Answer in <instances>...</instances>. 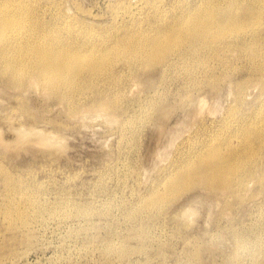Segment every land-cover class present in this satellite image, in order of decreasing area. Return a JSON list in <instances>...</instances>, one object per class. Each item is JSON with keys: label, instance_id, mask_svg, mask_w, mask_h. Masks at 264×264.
<instances>
[{"label": "rangeland", "instance_id": "rangeland-1", "mask_svg": "<svg viewBox=\"0 0 264 264\" xmlns=\"http://www.w3.org/2000/svg\"><path fill=\"white\" fill-rule=\"evenodd\" d=\"M52 1L62 8L50 5L48 14L61 9L99 32L129 20L124 7L138 17L139 29L149 30L162 21L160 14L171 19L173 5L208 3L222 10L231 3L237 14L254 0H157L151 23L142 22L150 5L139 0H122L118 18L110 10L115 0ZM260 35L264 42V31ZM232 42L233 48L208 44L199 58L176 61L164 74L159 68L128 71L118 60L119 87L100 82L101 97L81 88L73 110L41 82L14 88L0 80V167L11 178L8 185L0 177V264H264V43H253L248 28L236 31ZM256 55L263 58L251 59ZM255 64L261 73L250 72ZM212 80L218 81L213 89ZM106 95L120 98L121 109L99 111L95 101ZM152 100L159 101L155 110ZM133 118L130 132L121 124ZM246 121L262 135L255 154L243 159L254 178L227 192L192 186L157 213L129 214L164 188L178 162L203 153L213 139L239 138ZM16 210L25 222L10 220Z\"/></svg>", "mask_w": 264, "mask_h": 264}, {"label": "bare ground", "instance_id": "bare-ground-1", "mask_svg": "<svg viewBox=\"0 0 264 264\" xmlns=\"http://www.w3.org/2000/svg\"><path fill=\"white\" fill-rule=\"evenodd\" d=\"M28 1L0 0V80L6 79V83L14 88L25 85L27 80H33L32 82L37 84L41 82L39 84L43 83L48 91L59 100L66 102L72 110L79 104L80 97L77 95L82 93L79 92L81 88L90 89L97 95L100 92L95 85L97 86L100 82H106L111 88V85L119 87L121 77L114 75V72L119 71L114 68V63L118 60L125 62V69L128 71L136 68L144 71L159 68L164 74L166 70L174 67L176 61L187 60L185 63H189V58H199L204 54L208 44L222 42L224 47L225 45L231 47L236 31L239 32L245 28H248L253 43H264L257 40L261 38L260 32L264 31V0H254L242 6L237 14L236 8L230 9L231 3L222 10L208 3H202L190 9L173 5L167 11L171 19L169 20L166 14H160L159 18L162 21L151 24L152 29L149 30L139 29L141 24L136 21L138 17L131 14L128 10L130 7L123 6L125 12L130 14V17L126 14L130 19L127 21L123 19L122 22L119 20L120 23H113L109 30L99 32L75 14L66 16L61 9L59 12L49 14L44 11L50 5L62 8L60 3L51 0V4L47 2V5H41L42 0L37 1V3L40 2L37 5ZM121 1L115 0L110 5V10L115 13L113 16L117 18L119 13L116 10L121 7L118 5L119 3L123 5ZM139 1L150 5V9L146 8L148 11L144 13L142 22L144 18L152 22L153 16L150 13L153 12L155 4L158 8V1ZM122 16H124L123 13ZM150 30L153 31V35L148 33ZM252 58L260 60L263 55ZM253 61L259 64L258 61ZM262 71V66L256 64L252 71L250 70L252 73ZM216 81H210L209 87L215 88ZM241 87L238 86L236 90L238 102L242 98ZM111 96L106 95L98 102L95 101L96 108L107 114L121 109V99ZM198 101L200 114L204 109L205 101L204 99ZM148 102L150 109L155 110L159 106V101ZM136 122L134 118L126 119L121 125L131 132ZM240 128L242 134L239 138L225 136L217 142L213 139L206 145L203 153L186 162L184 160L178 162L173 169L174 175L164 188L163 185H161L163 189L156 188L149 198L142 200L141 205L129 214L133 217L138 216L145 211L149 212L148 209L157 213L166 200L192 186L227 192L230 186L241 185L243 179L254 178L253 169L243 168L246 165L243 159L248 153H251L250 156L255 154L254 148L262 142V135L254 129L252 121H246ZM234 139H237L236 144L232 143ZM27 144L26 142V146ZM47 152L50 155L51 151ZM0 177L8 185L11 182V178L2 167H0ZM26 200L35 205L34 198L27 196ZM85 211V208L80 210L83 214L86 213ZM40 213L43 212L40 211ZM16 219L25 222L22 211L16 210L10 215V220ZM119 250L126 252L125 247Z\"/></svg>", "mask_w": 264, "mask_h": 264}]
</instances>
